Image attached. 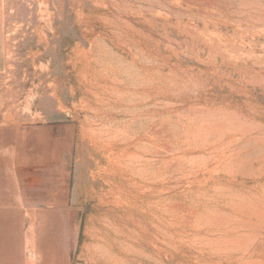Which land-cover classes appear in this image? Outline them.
I'll return each mask as SVG.
<instances>
[{
    "label": "rangeland",
    "instance_id": "1",
    "mask_svg": "<svg viewBox=\"0 0 264 264\" xmlns=\"http://www.w3.org/2000/svg\"><path fill=\"white\" fill-rule=\"evenodd\" d=\"M0 212L8 261L264 264V0H0Z\"/></svg>",
    "mask_w": 264,
    "mask_h": 264
},
{
    "label": "crops",
    "instance_id": "2",
    "mask_svg": "<svg viewBox=\"0 0 264 264\" xmlns=\"http://www.w3.org/2000/svg\"><path fill=\"white\" fill-rule=\"evenodd\" d=\"M4 216H5V213L0 212V220H3ZM0 244H2L1 241H0ZM3 252H4L3 248L0 247V253H3ZM0 264H25V257L22 259V261H21L20 257L16 261H8L5 258H3L2 256H0Z\"/></svg>",
    "mask_w": 264,
    "mask_h": 264
},
{
    "label": "bare ground",
    "instance_id": "3",
    "mask_svg": "<svg viewBox=\"0 0 264 264\" xmlns=\"http://www.w3.org/2000/svg\"><path fill=\"white\" fill-rule=\"evenodd\" d=\"M228 141H229V139H228ZM228 141H227V142H228ZM213 163H214V162H213ZM164 165H165V164H164ZM166 166H167V165H166ZM194 174H196V172H195ZM199 174H200V173H199ZM199 174H198V175H199ZM190 175H191V174H190ZM192 175H193V174H192ZM192 175H191V176H192ZM196 175H197V174H196ZM247 175H248V174H247ZM184 176H185V174H184ZM186 176H187V175H186ZM233 176H234V175H233ZM195 177H196V176H195ZM236 177H237V176H236ZM193 178H194V177H193ZM194 179H195V178H194ZM194 179H193V180H194ZM181 180H182V179H181ZM190 180H191V179H190ZM197 180H198V179H197ZM179 181H180V180H179ZM194 181H196V180H194ZM194 181H193V182H194ZM190 182H192V181H190ZM193 182H192V183H193ZM165 183H166V182H165ZM195 183H196V182H195ZM182 184H184V183H182ZM185 185H186V184H185ZM188 185H189V184H188ZM181 186H182V185H181ZM191 186H192V185H191ZM176 189H177V188H176ZM183 189H184V188H183ZM147 190H148V189H147ZM174 190H175V189H174ZM187 190H188V189H187ZM176 191H177V190H176ZM176 191H175V192H176ZM178 191H179V190H178ZM239 191H240V190H239ZM158 192H159V191H158ZM170 192H171V191H170ZM152 193H153V192H152ZM176 193H177V192H176ZM140 194H141V193H140ZM162 194H163V193H162ZM253 196H254V195H253ZM208 199H209V197H208ZM253 199H254V198H253ZM160 200H161V199H160ZM153 201H154V200H153ZM204 201H205V200H204ZM214 202H215V201H214ZM212 204H213V203H212ZM203 205H204V204H203ZM215 205H217V204H215ZM212 206H213V205H212ZM165 208H166V207H165ZM222 208H223V207H222ZM224 210H225V209H224ZM171 217H172V216H171ZM173 222H174V221H173ZM160 223H161V222H160ZM164 223H165V222H164ZM168 223H169V222H168ZM225 227H226V226H225ZM166 228H167V227H166ZM176 228H177V227H176ZM220 228H221V227H220ZM197 230H198V229H197ZM221 231H222V230H221ZM170 232H171V231H170ZM191 232H192V231H191ZM179 234H180V233H179ZM163 236H164V235H163ZM172 236H173V235H172ZM182 237H183V236H182ZM161 239H162V237H161ZM184 239H185V238H184ZM155 240H156V239H155ZM193 240H194V238H193ZM173 241H174V240H173ZM186 241H187V240H186ZM156 242H157V240H156ZM208 242H209V241H208ZM172 243H173V242H172ZM203 243H204V242H203ZM152 244H153V243H152ZM155 244H156V243H155ZM158 244H160V243L158 242ZM187 244H188V243H187ZM195 244H196V242H195ZM208 244H209V243H208ZM156 245H157V244H156ZM173 245H174V244H173ZM255 245H256V244H255ZM263 245H264V244H263ZM163 246H164V245H163ZM199 246H201V245H199ZM153 247H154V246H153ZM164 248H165V247H164ZM253 248H254V247H253ZM252 250H253V249H252ZM159 251H161V250H159ZM159 251H158V252H159ZM167 251H168V250H167ZM212 251H213V250H212ZM209 252H210V251H209ZM251 253H252V252H251ZM161 254H162V253H161ZM213 254H214V253H213ZM256 254H257V253H256ZM165 255H166V254H165ZM214 255H215V254H214ZM234 255H235V254H234ZM234 255H233V256H234ZM239 255H240V254H239ZM182 256H183V255H182ZM180 258H181V257H180ZM234 258H235V257H234ZM218 260H219V259H218ZM222 261H224V260H222ZM219 263H221V262H219ZM187 264H188V263H187ZM223 264H224V263H223Z\"/></svg>",
    "mask_w": 264,
    "mask_h": 264
}]
</instances>
